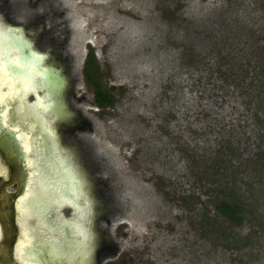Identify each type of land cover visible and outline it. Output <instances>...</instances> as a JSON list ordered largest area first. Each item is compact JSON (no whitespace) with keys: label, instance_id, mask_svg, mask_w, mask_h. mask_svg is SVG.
<instances>
[{"label":"rangeland","instance_id":"obj_1","mask_svg":"<svg viewBox=\"0 0 264 264\" xmlns=\"http://www.w3.org/2000/svg\"><path fill=\"white\" fill-rule=\"evenodd\" d=\"M92 49L101 139L155 202L111 264H264V0H127Z\"/></svg>","mask_w":264,"mask_h":264},{"label":"flooded vegetation","instance_id":"obj_2","mask_svg":"<svg viewBox=\"0 0 264 264\" xmlns=\"http://www.w3.org/2000/svg\"><path fill=\"white\" fill-rule=\"evenodd\" d=\"M68 10L62 0H0V23L11 24L21 30L30 50L43 55L40 69L51 66L59 70L63 77L69 78L70 86L60 98L68 113L65 115L66 123L57 121L58 139L53 140L51 129L45 127L47 121L37 123L35 112L28 113L18 96L5 106V111L10 110L7 123L3 121V115L0 118V169L3 170L0 174V264H25L26 261L33 264H111L121 252V245L113 238L111 229L116 215L123 213L124 209L113 197L111 177L103 176L100 165L103 157L98 155L91 135L95 125L83 109L88 105L89 110H94L98 105L88 97L87 91L77 88L79 79L74 74L76 55L71 51L72 39L75 38L74 17L68 14ZM2 50L0 47V53ZM89 53L90 50L87 55ZM28 100L31 103L36 98L31 94ZM20 111L25 112L26 117ZM9 131L12 132L11 138ZM22 135L25 138L30 136L31 153L25 151ZM16 146L18 152L14 150ZM58 148L68 155L70 165L63 162L64 170L69 167L75 174L70 179L73 182L72 187H68L69 191H73V183L79 187L76 200H72L76 197L74 191L73 194L67 192L70 203L67 202V207L62 210V217L77 218L75 212L84 207L88 209L91 221L84 225L85 232L79 222L74 221L73 231H65L68 238L61 236L58 230L60 241H57L46 228L60 222L62 217L46 193V199L41 201L37 198L30 204L44 216L47 227L38 226L36 230L32 227L29 237L24 230L20 204L30 197L33 177L38 174V169L45 173V182L49 179L46 159L52 158L50 164L55 166L54 160H60L54 155ZM35 150H41L45 159L39 165ZM102 223L106 226L103 227ZM39 238L44 239V243ZM41 249L45 250L44 255H37Z\"/></svg>","mask_w":264,"mask_h":264},{"label":"water","instance_id":"obj_3","mask_svg":"<svg viewBox=\"0 0 264 264\" xmlns=\"http://www.w3.org/2000/svg\"><path fill=\"white\" fill-rule=\"evenodd\" d=\"M62 2L69 7L68 14L74 17L75 38L72 39L71 51L76 55L74 74L76 73L75 75L79 79L77 88L88 92L85 76L87 53L89 50L92 51V42L123 11L127 0H62ZM2 25L4 28L0 31V43H2L0 47L3 49L2 54L5 62L3 93L6 105L8 104L7 102L12 101L14 96H18L28 113L35 112L37 123L47 121L45 127L51 129L53 140L58 139L57 121L65 122V115L68 113L63 99L60 98H62L66 89L68 90L70 87L69 78L67 76L63 77L59 70H55L51 66L47 69L43 67L41 70L40 65L43 63V55L30 50L29 43L22 37L23 33L21 30L11 24L5 23ZM10 63L17 65L16 71L9 70ZM31 94L35 96L36 100L30 103L28 97ZM88 108V105L83 107L84 112L93 120L95 125L94 132L91 135L95 139L98 155L103 157L100 161L103 176L111 177L113 197L116 199V203L122 205L124 209L123 213L116 215L111 229L113 238L121 245L122 250L151 221L155 210V202L152 195L144 190L138 179L131 174L127 167L116 157L108 144L101 139V127L98 117L93 110H89ZM9 111V109H6L3 113V121L5 123H7ZM22 115L26 117L25 112ZM50 117L51 119H49ZM9 134L11 138L12 132L9 131ZM20 137L23 138L25 151L31 153L32 143L30 136L25 138L22 135ZM14 150L19 151L17 146L14 147ZM57 150L58 152L54 153V155L56 158L59 157L60 160H54L55 166L50 164L52 158L46 159L50 171L49 179L45 182V173L41 172V169H38V174L33 177L35 188H31L29 192L30 197L20 204L24 230L29 237L32 235V227L36 230L38 226H46L44 216L39 215L36 209L32 208L30 201L34 202L37 198L43 201L46 199L47 193L49 194L47 198L49 200L52 199L54 205H57L58 215L62 217V210L67 207V202L70 201V198L67 197V192L73 194L74 191L76 197L72 200H76L79 197V187L75 183H73L75 185L72 188L73 191H69L68 188L72 187L73 181L71 180L75 176L73 170L69 169V167L64 170L63 162L67 166L70 165L67 160L68 155L60 148ZM35 156L38 158V165L45 160L42 157L41 150H35ZM56 165L60 166L56 167ZM105 168H109V170ZM73 174L74 176H72ZM75 213L77 214H75L77 218L71 217L67 219L63 216L60 222L54 223L52 227L46 229L50 231V234L55 239L57 238L58 230L59 234H62L61 236L68 238V234L65 231L68 230L71 233L75 224L74 221H78L80 228L85 232L84 225L86 226L91 221L88 209L81 207V210ZM33 222H36V226H32ZM46 223L49 225V222ZM102 226L105 227L106 224L102 223ZM38 240L44 243V239L41 240L39 238ZM56 240L60 241V238ZM43 245L42 247H44ZM44 251L41 249L37 255H44ZM42 259L44 258L42 257ZM25 264L33 263L26 261Z\"/></svg>","mask_w":264,"mask_h":264},{"label":"trees","instance_id":"obj_4","mask_svg":"<svg viewBox=\"0 0 264 264\" xmlns=\"http://www.w3.org/2000/svg\"><path fill=\"white\" fill-rule=\"evenodd\" d=\"M96 64V59L93 51H90L87 60L85 62L86 68V79L93 84L96 89V103L98 106H104L112 103L113 97L112 95L105 93L101 88V83L98 80H95L93 76L89 72V68L91 65ZM217 209L219 212L232 224L237 226H242L246 221V217L244 216V205L240 201H233L231 199L221 200ZM251 222H254L252 219H248Z\"/></svg>","mask_w":264,"mask_h":264},{"label":"snow or ice","instance_id":"obj_5","mask_svg":"<svg viewBox=\"0 0 264 264\" xmlns=\"http://www.w3.org/2000/svg\"><path fill=\"white\" fill-rule=\"evenodd\" d=\"M4 26L0 24V31H2ZM9 70L16 71L17 65L10 63L9 64ZM4 72H5V62L3 58V54L0 53V118H2V115L5 111L6 102L4 99V93H3V87H4ZM11 87V85H9ZM2 122V120H0ZM2 169H0V174H2Z\"/></svg>","mask_w":264,"mask_h":264}]
</instances>
